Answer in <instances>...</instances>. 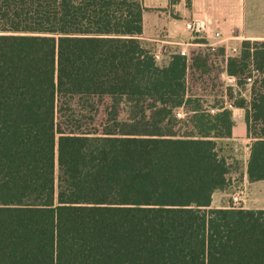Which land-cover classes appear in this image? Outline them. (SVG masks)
Wrapping results in <instances>:
<instances>
[{
	"label": "trees",
	"instance_id": "16d2710c",
	"mask_svg": "<svg viewBox=\"0 0 264 264\" xmlns=\"http://www.w3.org/2000/svg\"><path fill=\"white\" fill-rule=\"evenodd\" d=\"M145 10L0 0V264H264V209L211 206L241 169L232 107L264 179V40L195 38L161 64ZM214 68L250 98L209 93Z\"/></svg>",
	"mask_w": 264,
	"mask_h": 264
},
{
	"label": "crops",
	"instance_id": "0c3cea01",
	"mask_svg": "<svg viewBox=\"0 0 264 264\" xmlns=\"http://www.w3.org/2000/svg\"><path fill=\"white\" fill-rule=\"evenodd\" d=\"M144 5L142 38L153 43L156 50L174 48L186 53L197 44L194 40L199 35L227 46L237 39L264 38L247 32L246 0H144ZM189 21L202 22L198 34L186 28ZM216 31L221 32L222 38L215 37ZM232 111V136L224 141L232 146L241 169L226 190L213 193L211 206L264 209V179L250 181L247 172L255 139L249 133L245 110L232 107Z\"/></svg>",
	"mask_w": 264,
	"mask_h": 264
},
{
	"label": "rangeland",
	"instance_id": "374dc122",
	"mask_svg": "<svg viewBox=\"0 0 264 264\" xmlns=\"http://www.w3.org/2000/svg\"><path fill=\"white\" fill-rule=\"evenodd\" d=\"M188 1V0H187ZM246 26H247V32L250 34H257V35H264V0H246ZM187 28V25H186ZM188 29V28H187ZM190 30V29H188ZM192 31V30H191ZM193 34H198L195 30L192 31ZM198 36V35H197ZM195 37V36H194ZM195 38H200V40H208L206 37L199 35L198 37ZM244 39H237L233 41V44H229L228 46H226L227 49V54L229 55H239L240 54V49H241V42L244 41ZM251 40H264V38H258V39H251ZM209 44H212L209 40H208ZM217 45H221L220 43H217ZM232 47H237V51H233L231 50ZM160 51L162 54V57L160 59H157L159 61V63L164 64L165 61L168 59V56L171 52H175V51H179V50H174V48L171 49H166L165 51L162 49L156 50L155 48V52ZM167 55V56H165ZM218 70L217 69H213L211 70L210 74L207 75V78H210V84L208 85L207 89L209 90V93H215L217 92L220 88H218V85H221L222 83L225 84V87L227 86H233L234 88V96L236 97L238 95V91L241 88L242 89V94L245 95L247 98H250V88H251V83L252 81L248 80V84L245 85V87H239L237 84V81L235 78H229L227 76H220L218 77ZM207 92V90L205 91ZM207 92V93H208ZM223 93H227L226 91ZM228 93L230 94V92L228 91ZM218 96L216 97H211V96H206L203 97L205 101H207L208 104H213L215 102V100H222V96L221 92L217 93ZM224 98L226 100H228L229 97L224 95ZM111 103L108 100L103 101L102 103H99V118L98 120L95 122V126L97 127H101V122H102V118L105 116L104 113V103ZM182 116V115H181ZM253 128H257V123H252Z\"/></svg>",
	"mask_w": 264,
	"mask_h": 264
},
{
	"label": "built area",
	"instance_id": "2783aa9c",
	"mask_svg": "<svg viewBox=\"0 0 264 264\" xmlns=\"http://www.w3.org/2000/svg\"><path fill=\"white\" fill-rule=\"evenodd\" d=\"M187 28L188 29H190V30H197V28H201L202 27V22L201 21H189V22H187ZM215 37L216 38H222V34H221V32H219V31H216L215 32ZM217 43H212V45H216ZM232 50L233 51H236V48L235 47H233L232 48ZM155 58L156 59H160L161 57H162V54H161V52L160 51H157V52H155ZM249 81H252V79L251 78H249L248 79ZM178 115L179 116H181L182 115V113L181 112H178ZM237 201V200H236Z\"/></svg>",
	"mask_w": 264,
	"mask_h": 264
}]
</instances>
